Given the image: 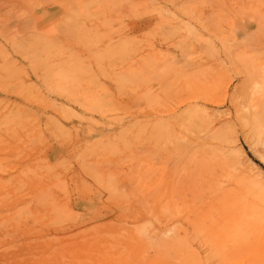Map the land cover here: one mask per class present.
Returning <instances> with one entry per match:
<instances>
[{
  "label": "rangeland",
  "instance_id": "374dc122",
  "mask_svg": "<svg viewBox=\"0 0 264 264\" xmlns=\"http://www.w3.org/2000/svg\"><path fill=\"white\" fill-rule=\"evenodd\" d=\"M259 131L264 0H0V264H264Z\"/></svg>",
  "mask_w": 264,
  "mask_h": 264
},
{
  "label": "bare ground",
  "instance_id": "6f19581e",
  "mask_svg": "<svg viewBox=\"0 0 264 264\" xmlns=\"http://www.w3.org/2000/svg\"><path fill=\"white\" fill-rule=\"evenodd\" d=\"M222 69V68H221ZM198 98H199V96H197ZM204 97V96H203ZM191 99H197V98H195V97H191ZM209 99H210V97H209ZM213 101V100H212ZM174 114H176V112L174 113ZM177 115V116H176ZM175 115V117H178V114H176ZM180 115V114H179ZM167 122V121H166ZM255 137H256V139L258 140V144H259V146H261V148H262V154H264V134H262V132L261 131H259V132H256L255 133ZM261 154V153H260ZM259 156V155H258ZM259 158V157H258ZM260 161L262 162V163H264V155H262V157L260 158ZM169 168V170L168 171H170L171 170V168H172V166H171V168H170V166L168 167ZM208 171H209V174H211V175H214V174H216L215 176H214V183H215V185H218L219 184V182L222 180V177L224 176L223 174H222V169L220 170V173H215V171H214V169H213V167H211V168H209L208 169ZM167 172V171H166ZM172 172V171H171ZM240 198V196L238 195V193H237V199L233 202V204H235L236 206H240L241 205V200L239 199ZM244 200H245V198H244ZM243 200V201H244ZM205 204L206 205H208L209 204V206H212V209H211V212H203V214L201 215L203 218L204 217H207V221H208V227H206V233H205V235L204 236H202V239H201V241H202V245L203 246H206L205 244H209V243H212V245L215 247V249H220V251L222 250V252L221 253H223V254H225V252H228V250H224L225 249V246L227 247V244L228 245H232L233 247H236L237 246V243H238V240H235V239H231V238H228V239H226V240H230V241H222L221 242V240H224L225 238H223L222 239V235L226 232V230H227V225L228 224H230V222L233 220V219H235L234 217H233V214L230 212V209H226V208H223V207H221V205H220V202L218 201V200H215V201H212L211 199H207V200H205ZM245 204V203H244ZM247 204V203H246ZM204 206V205H203ZM209 206H207V207H209ZM242 206V205H241ZM244 206V205H243ZM216 207L218 210H216V213H213V209ZM236 217V216H235ZM205 229V228H204ZM200 233H201V231H200ZM213 237V238H212ZM214 237H216V239H214ZM212 238V239H211ZM195 240V239H194ZM218 240H220L219 242H221V243H217V241ZM197 242H199V241H197ZM203 243H205V244H203ZM198 244V243H197ZM199 246H200V244H199ZM240 245H238L237 246V249H238V247H239ZM210 247V246H209ZM229 247V246H228ZM231 247V246H230ZM232 247V248H233ZM241 247H242V245H241ZM203 247H201V250H203L202 249ZM213 248V247H212ZM236 249V250H237ZM214 250V249H213ZM233 250V249H232ZM238 251V250H237ZM240 251V250H239ZM212 252H214V251H211V253ZM210 253V252H209ZM230 253V252H229ZM234 255V254H233ZM236 255H238V254H235V256ZM224 256V258H226L225 257V255H222L221 256V258ZM207 258H210V257H207ZM221 258L220 257H217V260L218 261H221ZM232 258V257H231ZM220 259V260H219ZM223 259V258H222ZM206 260H208V259H206ZM205 260V261H206ZM210 260V259H209ZM208 260V261H209ZM224 260V259H223ZM222 260V261H223ZM221 261V262H222ZM197 262H199V261H197ZM115 263V262H114ZM201 263V262H200ZM212 263V262H211Z\"/></svg>",
  "mask_w": 264,
  "mask_h": 264
}]
</instances>
